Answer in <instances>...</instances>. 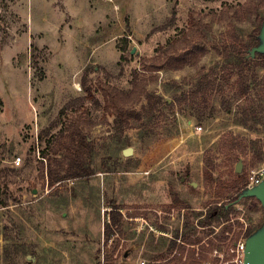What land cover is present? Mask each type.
Segmentation results:
<instances>
[{
  "label": "rangeland",
  "instance_id": "rangeland-1",
  "mask_svg": "<svg viewBox=\"0 0 264 264\" xmlns=\"http://www.w3.org/2000/svg\"><path fill=\"white\" fill-rule=\"evenodd\" d=\"M244 1L17 0L10 4L8 30L0 31V264H104L107 251L117 243L115 264H150L153 255L166 252L186 220L197 222L193 213L206 214L205 207L214 198L204 183L207 156L214 160L215 178L224 180L236 173V159L244 146L264 152V69L249 72L253 87L241 96L244 84L237 70L211 48L198 65L147 75L148 89L170 103L175 99V105L129 127H115L96 90L108 82L129 91L133 70H140L143 58H152L157 48L179 37L189 26L192 11L209 14L206 22H211L213 13L219 14L225 4ZM175 7L177 17L171 25ZM228 28L227 21L213 22L212 40H222ZM234 28L247 39L255 26L245 21L236 22ZM126 40L128 50L122 51ZM33 43L38 48L37 69L31 60ZM212 69L216 70L213 84L201 97H192L197 79L213 73ZM86 70L95 100L61 117L67 103L86 95L81 85ZM142 104L135 107L140 110ZM76 115L87 122L85 132L95 142L93 174L50 186L48 168L55 157L46 150L44 159L42 152ZM53 123L57 124L51 128ZM225 138L237 141L232 153L219 150ZM130 147L133 154L124 156ZM17 157L20 165L14 163ZM241 160L247 175L261 164L250 155ZM112 204L123 208L125 236L115 228L106 245ZM232 206L246 228L264 223L259 200L244 197Z\"/></svg>",
  "mask_w": 264,
  "mask_h": 264
},
{
  "label": "trees",
  "instance_id": "trees-1",
  "mask_svg": "<svg viewBox=\"0 0 264 264\" xmlns=\"http://www.w3.org/2000/svg\"><path fill=\"white\" fill-rule=\"evenodd\" d=\"M16 1L0 0V31L6 32L8 30V27L6 28L8 11L11 7L10 4ZM209 16V14L202 15L192 11L189 16V26L181 31L180 36L170 40L166 46L157 48L152 58H143L140 70H133L132 87L129 91L120 89L108 82L100 83L97 86L96 90L102 94L104 100L103 108L107 114L113 117V123L117 129L129 127L133 121L138 122L145 117H152L156 111L161 112L164 108L173 109L175 99L170 103L169 100L148 89L149 79L147 75L157 74L165 69L180 70L189 65H198L210 48L232 63L233 69L237 70L240 75L239 80L244 84L241 96H247L246 94L253 87L252 80L248 77L249 72L258 67L264 69V54L257 53L255 57L250 55V51L260 42L259 34L264 21V0H245L236 4H225L219 14L213 13L211 22H206ZM176 17L177 10L175 7L169 21L171 25L176 21ZM215 21H227L229 25L222 40H212L211 38L212 23ZM245 21H252L255 26L247 39L242 38L234 28L236 22ZM31 46V60L35 63L34 68L37 69L38 57L36 53L38 48L34 43ZM126 50H128L127 40L122 48V51ZM211 71H214V69ZM215 71L201 74L195 84L192 97L199 98L205 94V89L214 82L213 75ZM88 75L89 70H86L81 83L86 95L67 103L60 112L61 117L68 115L67 113L75 107L84 105L89 100H95L93 90L87 86L86 78ZM143 101L144 104L138 110L135 105ZM81 117L76 115L69 118L58 133L47 141L46 149L42 152L44 159L47 156L46 150H51L52 155L55 157L54 159L50 158L48 168V183L50 186H55L63 181L89 178L93 174L90 161L96 146L94 140L86 134L88 124L86 121L82 122ZM56 124L53 123L51 128L55 127ZM40 140H43L42 135H40ZM237 145L235 138H225L220 141L219 150L223 153H232ZM247 155H250L252 159L256 158L259 163L264 162V152L255 146H252L251 149L244 146L240 152V157L238 156L236 159L237 162L241 160V157ZM57 156H60V159L56 158ZM205 162L204 183L206 188L211 189L214 198L206 205L205 208L208 207L206 214H203L202 211L193 213L197 222L196 220H186L182 230V242L197 246L199 259L196 258V249H186L184 245L177 243L175 239L181 234V230L178 228L166 252L159 251L153 255L150 264H163L164 261L165 264H201V261L210 259L209 254L214 249L229 250L243 233L249 237L261 227L262 224L246 228L245 224H242L238 219V210L229 205L232 202L231 200L237 198L235 194L239 193L247 182L245 171L240 174L233 173L224 180H217L214 176L215 165L212 156H207ZM44 175L43 170L42 176L44 177ZM253 198L258 201L255 197ZM3 204L7 205L6 202H3ZM120 210H123L122 206L112 204L110 222L106 225L104 232L106 245L114 236L115 228L123 237L125 236L123 225H121L123 221ZM203 216L204 220L201 219ZM218 227L220 229L216 231ZM114 243L115 240L112 241L111 247L114 246ZM118 245L119 243L113 248V251L109 248L104 264H115V253ZM185 256L186 260H184ZM213 261L216 260L213 259ZM98 264L103 263L99 262Z\"/></svg>",
  "mask_w": 264,
  "mask_h": 264
},
{
  "label": "water",
  "instance_id": "water-1",
  "mask_svg": "<svg viewBox=\"0 0 264 264\" xmlns=\"http://www.w3.org/2000/svg\"><path fill=\"white\" fill-rule=\"evenodd\" d=\"M259 40V44L250 51L251 57H255L257 53L264 54V22L261 26ZM123 154L126 157L131 156L133 154L132 148L125 149ZM242 170L243 162L240 160L236 167V173L240 174ZM196 185L193 183V186ZM236 197L235 201L241 200L244 197H255L264 207V181L253 188L242 189ZM235 201L230 202L229 205H232ZM245 264H264V223L246 240Z\"/></svg>",
  "mask_w": 264,
  "mask_h": 264
},
{
  "label": "built area",
  "instance_id": "built-area-1",
  "mask_svg": "<svg viewBox=\"0 0 264 264\" xmlns=\"http://www.w3.org/2000/svg\"><path fill=\"white\" fill-rule=\"evenodd\" d=\"M199 130L202 129V126L198 127ZM14 163L20 165L21 157H17L14 160ZM264 181V162H262L258 167L251 169L247 175V182L243 189L245 188H253ZM184 221V220H183ZM184 225V224H183ZM181 234L175 239L178 244L185 245L187 248H196L197 246H191L182 242V230L183 226L181 225ZM216 231H219L216 228ZM229 235V234H228ZM231 236V235H229ZM247 236L243 233L240 238L235 242L234 245L230 247L229 250H220L214 249L212 253L209 254L210 259L208 261H204L203 264H245V251H246V240ZM197 257L199 254L197 253ZM215 259L216 261H213ZM186 260V256L184 257ZM146 261H141L138 264H146Z\"/></svg>",
  "mask_w": 264,
  "mask_h": 264
}]
</instances>
